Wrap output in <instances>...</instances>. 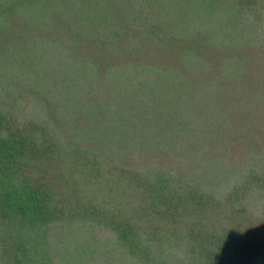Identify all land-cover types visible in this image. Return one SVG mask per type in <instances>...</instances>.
Listing matches in <instances>:
<instances>
[{
    "label": "trees",
    "instance_id": "trees-1",
    "mask_svg": "<svg viewBox=\"0 0 264 264\" xmlns=\"http://www.w3.org/2000/svg\"><path fill=\"white\" fill-rule=\"evenodd\" d=\"M90 245L264 264V0H0V264Z\"/></svg>",
    "mask_w": 264,
    "mask_h": 264
},
{
    "label": "rangeland",
    "instance_id": "rangeland-1",
    "mask_svg": "<svg viewBox=\"0 0 264 264\" xmlns=\"http://www.w3.org/2000/svg\"><path fill=\"white\" fill-rule=\"evenodd\" d=\"M93 245H90L86 248V253L84 256L78 255L75 256L77 264H121V261L117 258L116 255L104 254L103 252H98L92 250ZM85 257V258H82ZM124 264H130L128 262Z\"/></svg>",
    "mask_w": 264,
    "mask_h": 264
}]
</instances>
